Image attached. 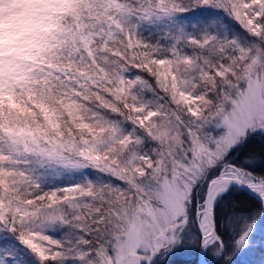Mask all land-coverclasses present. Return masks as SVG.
<instances>
[{
	"label": "snow or ice",
	"instance_id": "1",
	"mask_svg": "<svg viewBox=\"0 0 264 264\" xmlns=\"http://www.w3.org/2000/svg\"><path fill=\"white\" fill-rule=\"evenodd\" d=\"M256 136L264 0H0V264H160L197 238L236 264ZM233 185L257 206L227 251Z\"/></svg>",
	"mask_w": 264,
	"mask_h": 264
},
{
	"label": "trees",
	"instance_id": "2",
	"mask_svg": "<svg viewBox=\"0 0 264 264\" xmlns=\"http://www.w3.org/2000/svg\"><path fill=\"white\" fill-rule=\"evenodd\" d=\"M202 15L207 17L210 13H203ZM199 18H201V14H197V16L190 17L189 19L194 20ZM261 149H264V137L256 136L250 138V142L240 147L236 160L239 162L245 153L260 151ZM257 170H264V164L258 163ZM256 206L255 199L252 196L234 186L230 194L226 195L217 204V228L221 233L222 239L228 244L227 251L231 250L229 242L233 236V232L229 230L230 224L228 221L233 212L239 209H252ZM194 231L198 232L196 229ZM251 240L252 243L246 249V252L248 250L250 252V258H243V256L237 254L233 257L236 264H264V220L260 222V228L252 235ZM195 252V245L190 247L183 243L164 255L163 259L160 260V264H194ZM205 259L207 264H223L222 256H215L208 250H205Z\"/></svg>",
	"mask_w": 264,
	"mask_h": 264
},
{
	"label": "water",
	"instance_id": "3",
	"mask_svg": "<svg viewBox=\"0 0 264 264\" xmlns=\"http://www.w3.org/2000/svg\"><path fill=\"white\" fill-rule=\"evenodd\" d=\"M233 186L236 187L235 185H233ZM239 189H241V188H239ZM241 190L245 191L247 194L252 196L250 193L247 192V190H245V189H241ZM195 264H206V261L204 259V249H202L199 246V242H198V245H197V248H196V253H195Z\"/></svg>",
	"mask_w": 264,
	"mask_h": 264
},
{
	"label": "rangeland",
	"instance_id": "4",
	"mask_svg": "<svg viewBox=\"0 0 264 264\" xmlns=\"http://www.w3.org/2000/svg\"><path fill=\"white\" fill-rule=\"evenodd\" d=\"M198 231V230H197ZM182 245V244H181ZM184 245H188V246H190V247H193L194 245H195V251H196V248H197V245H198V238H197V243L195 244V243H184ZM179 246V245H178ZM250 252H249V250L246 252V249L244 250V252H243V254H239V256H243V258H250ZM241 258V257H240ZM243 258H241V259H243Z\"/></svg>",
	"mask_w": 264,
	"mask_h": 264
}]
</instances>
